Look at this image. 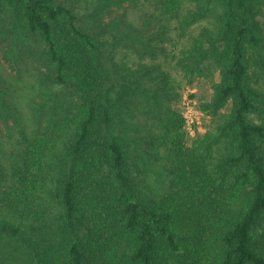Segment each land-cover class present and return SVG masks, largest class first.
I'll use <instances>...</instances> for the list:
<instances>
[{"label": "trees", "instance_id": "1", "mask_svg": "<svg viewBox=\"0 0 264 264\" xmlns=\"http://www.w3.org/2000/svg\"><path fill=\"white\" fill-rule=\"evenodd\" d=\"M122 1L0 0V264H264V0Z\"/></svg>", "mask_w": 264, "mask_h": 264}, {"label": "rangeland", "instance_id": "2", "mask_svg": "<svg viewBox=\"0 0 264 264\" xmlns=\"http://www.w3.org/2000/svg\"><path fill=\"white\" fill-rule=\"evenodd\" d=\"M155 2L156 0H124L120 3L111 5V7L105 11L104 19L115 22L118 17H123L122 15L125 13L131 20V23L138 28L142 25V21L139 19L140 15L143 13L152 15L155 8ZM112 32L113 35L110 36L119 37V28H114ZM113 37H110V39ZM168 53L171 54V52ZM165 55L166 52L160 56L161 61L164 63ZM4 66L7 67L5 71L7 74L15 75L13 69L9 66ZM171 72L173 76L176 77L174 71ZM216 79H219L218 75H216ZM25 80L28 85H32L33 78H31L30 75H28V78H25ZM261 86L264 89V82H262ZM176 91L178 97L174 100H168V97H162L159 101L163 104L169 103L172 109L183 115L186 131L185 141L188 145H191L195 139L202 136L209 129L208 122L210 118L206 114L200 112L199 104L201 101H207L210 99L211 87L205 79L195 78L191 84L187 83L185 80L182 81L179 89H176ZM3 158L6 159L7 156H4Z\"/></svg>", "mask_w": 264, "mask_h": 264}]
</instances>
